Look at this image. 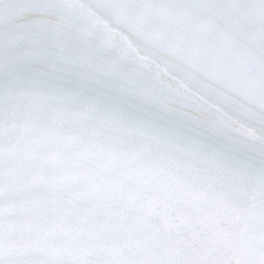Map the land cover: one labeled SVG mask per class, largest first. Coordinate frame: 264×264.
I'll return each mask as SVG.
<instances>
[{
  "label": "snow or ice",
  "instance_id": "6c2138e0",
  "mask_svg": "<svg viewBox=\"0 0 264 264\" xmlns=\"http://www.w3.org/2000/svg\"><path fill=\"white\" fill-rule=\"evenodd\" d=\"M0 264H264V0H0Z\"/></svg>",
  "mask_w": 264,
  "mask_h": 264
}]
</instances>
